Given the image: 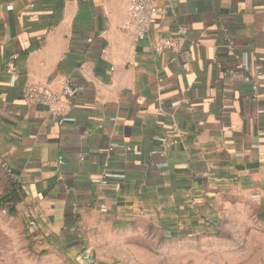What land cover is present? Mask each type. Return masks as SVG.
Masks as SVG:
<instances>
[{"label": "crops", "instance_id": "0c3cea01", "mask_svg": "<svg viewBox=\"0 0 264 264\" xmlns=\"http://www.w3.org/2000/svg\"><path fill=\"white\" fill-rule=\"evenodd\" d=\"M129 1L0 0V168L21 186L24 240L37 247L35 258L29 248L0 249V264L78 253L79 221L89 212L122 224L170 219L191 233L215 223L223 192L264 204V87L250 108L251 72L242 66L264 70V0L160 2L165 16L152 34L186 27L189 36L180 52L159 57L149 41L125 33ZM13 57L15 85L7 74ZM63 80L77 96L62 97V125L22 90L60 91ZM162 99L177 101L170 114ZM105 164L117 177L100 185ZM125 253L134 259L137 251Z\"/></svg>", "mask_w": 264, "mask_h": 264}, {"label": "rangeland", "instance_id": "374dc122", "mask_svg": "<svg viewBox=\"0 0 264 264\" xmlns=\"http://www.w3.org/2000/svg\"><path fill=\"white\" fill-rule=\"evenodd\" d=\"M3 193L0 171V196ZM225 199L215 210L224 232L229 234L228 238L225 234L222 238L206 236L198 240L184 238L162 243L158 231H152L145 221H139L142 224L133 227L131 222L122 224L115 222L113 217L104 218L89 212L79 221V252L61 257L47 254L46 258L49 264H55L53 260L56 258L61 264H85L86 254L92 264H264V221L258 218L257 205L254 207L252 199L243 195H231ZM209 224L208 229L197 232L213 230V222ZM141 228L143 231H139ZM28 233L27 219L23 214L10 216L0 209V249L29 248L33 255V249L37 247L33 241L27 246ZM133 249L137 251L134 259L125 256L126 250ZM19 259L16 258V264Z\"/></svg>", "mask_w": 264, "mask_h": 264}, {"label": "built area", "instance_id": "2783aa9c", "mask_svg": "<svg viewBox=\"0 0 264 264\" xmlns=\"http://www.w3.org/2000/svg\"><path fill=\"white\" fill-rule=\"evenodd\" d=\"M165 0H130L128 5V16L129 20L125 26V33L136 42L149 41L150 47L155 54L159 57L167 52H180L186 41L188 40L189 30L186 27H180L175 35L162 36L153 35L152 30L158 25L160 20L164 18L165 11L159 7V3ZM229 48L234 49V42L229 38ZM16 57L9 62L7 68V74L10 76L11 85H15L19 80V73L15 64ZM242 66L251 72V88L250 94L252 101L255 103L259 99V90L262 80V72L257 69H251L247 64L243 63ZM75 90L71 86L70 82L63 80L61 82V90L50 88L47 85L41 84H26L22 90V97L30 104L43 105L48 108L50 113L60 118V124L65 123L64 114L60 108L62 97L72 98ZM180 105H186L188 111L193 110L192 106L188 105L186 99H183L179 103ZM173 134L179 136L180 130L174 126ZM169 144L163 145L162 156L166 155V150ZM116 144H112L108 148L107 160L109 161L112 152L115 150ZM126 150L132 151L133 149L128 146H124ZM3 169L10 175L11 170L3 166ZM106 171L104 172L101 179L96 180V183L100 185H106L107 181L111 178L117 177L108 171V165L105 164ZM102 212H106V209H102ZM34 229H37V225L33 222L31 225ZM88 263L92 264L90 257H87Z\"/></svg>", "mask_w": 264, "mask_h": 264}, {"label": "trees", "instance_id": "16d2710c", "mask_svg": "<svg viewBox=\"0 0 264 264\" xmlns=\"http://www.w3.org/2000/svg\"><path fill=\"white\" fill-rule=\"evenodd\" d=\"M157 27V26H156ZM155 28V27H154ZM153 28V30H154ZM262 72V78H264V70ZM251 74V73H250ZM251 75H250V84L247 87V100H248V105L250 108L255 104L252 101L251 94H250V86H251ZM72 86V85H71ZM73 87V86H72ZM263 85H260V90H259V100L262 98V90H263ZM75 90L74 96L72 99H75L77 96L76 93V88L73 87ZM163 103L161 105V108L167 113L170 114V112L174 109V104L177 102H166L163 100ZM189 106H193L192 102L188 104ZM168 119H170V116L167 115ZM110 160V159H109ZM107 162V160H106ZM1 171V177H2V182H3V188H4V193L0 196V209L5 210L10 216H17L20 211H19V205L22 203L24 199V193L21 189V186L19 185L18 181L10 174H8L5 170L0 169ZM232 193L230 191L223 192L218 199H216V205L212 206V216L215 218V223L212 224L213 230H208L204 233L197 232V231H192L191 233H186L187 227H183L184 230L181 227L175 226L174 222H172L170 219L167 220H160L158 224L154 225L151 223H147L148 227L152 229V231H158L159 235V241L163 242H173V241H178L184 238H195L196 240L206 237V236H214L218 238H222L225 234L227 238L229 237V234L224 232L223 229V224L222 221L219 220V218H216V210L215 208L218 207L220 208V203L222 200H226L225 198L230 197ZM255 207V206H254ZM257 210L258 218L260 220L264 221V204H258L255 208ZM138 220H133L131 221V225L133 227L138 225ZM224 222V221H223ZM173 223V224H172ZM70 227V226H69ZM69 229V228H68ZM161 230V232H159Z\"/></svg>", "mask_w": 264, "mask_h": 264}, {"label": "water", "instance_id": "95a60500", "mask_svg": "<svg viewBox=\"0 0 264 264\" xmlns=\"http://www.w3.org/2000/svg\"><path fill=\"white\" fill-rule=\"evenodd\" d=\"M88 256H89V254H86V255L84 256V259H86V263L89 262L88 259H87Z\"/></svg>", "mask_w": 264, "mask_h": 264}]
</instances>
